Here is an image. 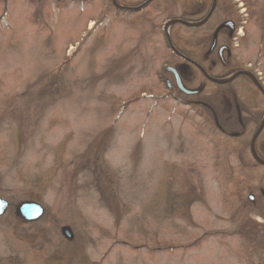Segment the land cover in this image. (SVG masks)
<instances>
[{"label":"rangeland","instance_id":"374dc122","mask_svg":"<svg viewBox=\"0 0 264 264\" xmlns=\"http://www.w3.org/2000/svg\"><path fill=\"white\" fill-rule=\"evenodd\" d=\"M104 1L0 0V264H264L247 199L264 191L252 128L223 135L212 113L229 131L234 98L244 117L264 114L252 79L264 89V0H215L194 28L168 22L196 21L213 0H151L127 14ZM226 21L236 27L230 41L227 26L218 35L224 62L251 77L215 84L182 68L176 49L226 72L204 56ZM168 65L199 93L168 89ZM25 200L42 205L38 220L18 215Z\"/></svg>","mask_w":264,"mask_h":264},{"label":"flooded vegetation","instance_id":"af4514ba","mask_svg":"<svg viewBox=\"0 0 264 264\" xmlns=\"http://www.w3.org/2000/svg\"><path fill=\"white\" fill-rule=\"evenodd\" d=\"M71 2L74 1H91V0H70ZM132 0H110V1H104L105 3H109L112 4L115 8L120 9V11H124V12H128L130 9L134 8V5L131 4ZM205 16V15H204ZM204 16H201L199 19H202ZM192 21L194 22V16L192 17ZM204 23V22H203ZM202 23V24H203ZM200 24V25H202ZM198 25V26H200ZM228 27V39L227 41H230L231 38L233 37V32L235 30V23L232 21H226V22H221L217 25V27L215 29H213L212 33H211V41L209 43L208 46V54L204 55L205 59L208 60V56L209 55H213V52H215L216 58L211 59V64L214 65L215 62H219L226 70V72L223 73V75L229 73V72H239L241 69L240 68H236V67H231L229 64H227V62H224L226 60H224V58L226 56H230V45L227 41H224L220 44H218L217 38L219 33H221V30H223L225 27ZM192 28H194V24L192 25ZM230 39V40H229ZM179 54V53H178ZM180 57V59L182 60L179 64L182 66V68H187V67H196L201 73L202 75H204V79H207L208 81L212 82V80L210 78H208L209 76H212V74H210L208 71H206L202 65L200 64L199 61L194 59V53L192 54L191 57H189V55L186 52H181V56L180 54L178 55ZM214 57V56H213ZM229 60V57H228ZM180 78H182V74L180 73V69L176 68ZM244 74H238L236 77L241 76ZM174 79V78H173ZM168 79L164 80L165 85L167 86L168 89H172L173 87L176 88L175 84L173 83V85L169 82H167ZM169 81V80H168ZM263 95L264 98V92L260 91ZM231 93V91H230ZM234 100V109L235 112L232 113L230 111L229 108V115L224 119V121H227L228 119H230V117H232V115L236 116V121H238L239 124V129H237L236 131H229L228 129L225 128L224 124L221 122H218L217 119V115L212 111L213 113V117H214V122H215V129L223 134V135H228V136H244L250 128H252V133H251V138L249 140V144H251L252 140H254V144L253 145H257V146H262V148L264 149V114L263 116L258 120V117H256V114H253L251 112H249V114H247L246 117H244V114L242 115V111L241 108L238 106L237 100ZM228 104H230V101L228 102ZM253 126V127H250ZM260 127V128H259ZM232 133H236L234 135H232ZM264 152V150H263ZM260 154V153H259ZM260 158V160L264 161V154L258 156ZM253 160L257 163V164H261L263 165V163L257 159ZM259 198L255 197L253 194H249L247 196L248 201L255 206L254 208V214H256L257 216H259L258 218L256 217V219L260 220V222L262 223V225H259V228H261V230H258L257 233H261V235H259V237L256 239L257 243L259 245H263L262 248H258L259 249V253H261V260H264V191L262 189H260L259 192Z\"/></svg>","mask_w":264,"mask_h":264},{"label":"water","instance_id":"95a60500","mask_svg":"<svg viewBox=\"0 0 264 264\" xmlns=\"http://www.w3.org/2000/svg\"><path fill=\"white\" fill-rule=\"evenodd\" d=\"M147 0L144 2L146 3ZM143 3V4H144ZM214 4L212 5V8H213ZM211 8V9H212ZM210 13V11H209ZM205 20V19H204ZM203 20V21H204ZM175 21H181L183 22L184 24H187V25H193L191 22H187V21H182V20H179V19H175V20H171V23L172 22H175ZM202 21V22H203ZM198 23H194V25H196ZM168 70L172 71L173 74H174V77H175V81H176V85L178 86V88L183 92V93H186V94H191V93H194L196 91H193V90H189L187 88H185L179 77H178V74L177 72L171 68V67H168L167 68ZM233 74L230 75V77H227L225 79H216V78H211L213 81L215 82H226L228 80H230L231 78H233ZM260 128V127H259ZM236 133H232V135H234ZM255 158L257 160H259L256 156ZM260 161V160H259ZM262 163H264L263 161H261ZM7 207H8V201L2 197H0V216L3 215L6 210H7ZM17 213L20 217H22L24 220H34V219H37L38 217H40L43 213V207L41 204H39L38 202H35V201H22L18 204L17 206ZM62 234L67 237L68 239H71L72 238V232L70 230L69 227H64L62 228L61 230Z\"/></svg>","mask_w":264,"mask_h":264},{"label":"trees","instance_id":"16d2710c","mask_svg":"<svg viewBox=\"0 0 264 264\" xmlns=\"http://www.w3.org/2000/svg\"><path fill=\"white\" fill-rule=\"evenodd\" d=\"M126 14L129 13V12H125ZM169 191H171L169 189ZM177 197V195H173L171 194L170 192L167 193L166 195V198H165V205H166V212H167V215L168 216H171V214L174 213V207H175V198ZM250 225L247 224V225H244L245 228H243V231H244V234L245 235H249L248 234V231H247V228L249 227ZM239 232V231H237Z\"/></svg>","mask_w":264,"mask_h":264}]
</instances>
